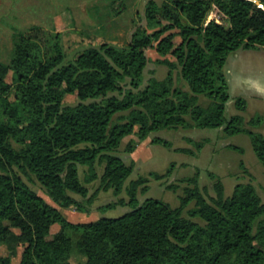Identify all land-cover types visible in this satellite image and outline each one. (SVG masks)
<instances>
[{"label": "trees", "instance_id": "1", "mask_svg": "<svg viewBox=\"0 0 264 264\" xmlns=\"http://www.w3.org/2000/svg\"><path fill=\"white\" fill-rule=\"evenodd\" d=\"M108 1L111 17L119 18L132 0ZM146 19L148 29L138 26L124 45L103 42L74 57L66 52L64 32L39 25L16 30L0 45V246L15 235L23 249L19 264H264V200L251 183L237 184L226 197L218 179L215 196L208 197L197 174L183 180L193 187L184 189L177 208L149 198L123 216L73 224L19 174L34 175L60 207L82 212L73 195L92 206L97 193L90 196L87 185L99 179L98 167L99 190L115 196L125 190L128 204L148 190L143 177L126 186L133 167L116 155L133 134L144 141L166 129L245 133L264 165V135L246 128L241 115L225 116L224 71L232 53L264 52V0H151ZM148 49L174 60L158 59L169 68L167 76L143 86ZM178 68L189 91L175 84ZM67 96L77 102L66 104ZM236 107L245 111L247 102L238 98ZM189 142L200 152L209 140ZM153 143L172 146L160 138ZM135 144L126 151L133 153ZM170 172L152 177L159 181ZM126 204L121 199L102 210ZM74 252L84 261L74 263ZM0 264L12 262L5 257Z\"/></svg>", "mask_w": 264, "mask_h": 264}, {"label": "rangeland", "instance_id": "2", "mask_svg": "<svg viewBox=\"0 0 264 264\" xmlns=\"http://www.w3.org/2000/svg\"><path fill=\"white\" fill-rule=\"evenodd\" d=\"M2 11L5 16L2 19L4 26L24 31L33 25H39L44 29L65 33L64 45L70 57L89 46H98L103 42H111L116 45H124L130 35L138 26L148 29L146 9L151 0L130 1L129 12L119 18H112L108 0H1ZM159 5L162 0H153ZM7 5V6H6ZM5 6V8H4ZM11 8V9H10ZM102 27L108 31L104 33ZM74 33H71V32ZM151 32V31H150ZM180 39L176 41L179 42ZM148 64L144 71V85L150 78L163 80L169 71L166 65L157 63L158 59L174 60L171 56L162 57L155 49L146 50ZM11 58V56H9ZM10 58L5 60L9 63ZM224 71L229 84V100L226 104L225 116L231 119L235 115L244 118L245 126L255 133L264 135V52L253 50H239L229 55ZM175 84L189 91L188 84L181 77L180 68L174 72ZM243 98L247 102L245 111H239L236 100ZM77 102L75 96H67L65 103L73 105ZM209 100L200 97V104L207 106ZM16 107L19 106L16 104ZM262 117V122L256 126L248 125L255 117ZM138 129V128H137ZM157 138L164 139L172 144L170 148L162 144H154ZM209 140L204 148L198 152L189 142ZM134 141L135 151H126L129 142ZM17 149L21 147L14 143ZM179 149L196 151V156L179 152ZM124 162L133 167L130 181L139 177L147 178L148 190L140 191L138 201L128 204L129 198L125 192L115 196L113 191L99 190L103 167H98L99 179L87 185L89 195L97 193L92 206L80 196L73 195L84 205V211L76 208H62L54 203L47 195L34 175L29 177L19 173L21 178L49 204L59 209L64 217L73 224L96 222L102 218H117L131 212L135 206L141 205L146 199L153 198L168 203L173 208L180 206V198L184 196V189L193 187L186 178H192L198 174L199 187L205 190L207 196H215L214 183L220 179L225 187V196L232 195L234 187L239 183H251L264 200V165L257 158L252 147L250 137L245 133L227 135L223 129H166L149 135L141 141L135 134L126 137L116 153ZM170 174L161 180H156L152 174ZM86 168L80 169L81 179L84 180ZM127 202L126 205H118L113 209L102 208L119 202ZM194 207L191 203L187 210ZM198 221V220H197ZM56 227L53 231H58ZM17 232V231H16ZM23 249L19 248L15 235L11 236L6 244L0 246L1 258L9 257L12 264H19ZM72 261L79 263L83 257L74 252Z\"/></svg>", "mask_w": 264, "mask_h": 264}, {"label": "crops", "instance_id": "3", "mask_svg": "<svg viewBox=\"0 0 264 264\" xmlns=\"http://www.w3.org/2000/svg\"><path fill=\"white\" fill-rule=\"evenodd\" d=\"M2 7H3V4H2V1L0 0V20L1 21L2 19L5 18V16H2L4 14V12L2 11ZM1 21H0V45H2L3 43L9 42L13 33L17 30L16 28L10 27L9 25L4 26V24Z\"/></svg>", "mask_w": 264, "mask_h": 264}]
</instances>
